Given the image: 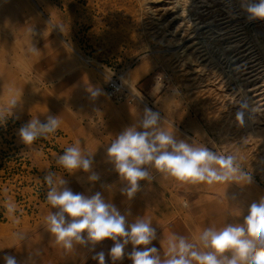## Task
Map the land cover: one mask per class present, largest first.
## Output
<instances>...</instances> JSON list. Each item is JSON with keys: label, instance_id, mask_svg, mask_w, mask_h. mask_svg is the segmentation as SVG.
<instances>
[{"label": "rangeland", "instance_id": "obj_1", "mask_svg": "<svg viewBox=\"0 0 264 264\" xmlns=\"http://www.w3.org/2000/svg\"><path fill=\"white\" fill-rule=\"evenodd\" d=\"M103 66L123 74L125 100L108 96ZM90 86L102 90L95 101ZM146 106L161 113L166 130L235 155L253 176L247 186L207 185L153 171L151 184H183L194 199L222 198L232 221L242 220L237 212L264 196V21L249 23L239 0H0V264L6 255L45 264L44 175L80 184L56 157L78 144L105 160L114 136ZM49 114L60 120L56 132L22 144L20 127ZM50 247L69 260L62 247Z\"/></svg>", "mask_w": 264, "mask_h": 264}, {"label": "clouds", "instance_id": "obj_2", "mask_svg": "<svg viewBox=\"0 0 264 264\" xmlns=\"http://www.w3.org/2000/svg\"><path fill=\"white\" fill-rule=\"evenodd\" d=\"M239 4L249 23L264 21V0H239ZM158 76L162 78L163 74ZM86 91L93 101L103 94L95 86ZM11 103L15 108L16 100ZM236 120L244 123L242 111H237ZM59 126L56 115H47L43 122L38 117L31 118L20 127L18 136L22 144L30 146L38 139H48ZM189 140L166 130L161 113L146 106L139 120L115 135L105 149L106 163L117 176L123 200L134 201L145 185L150 186L153 171L180 182L252 184L253 176L237 164L235 155L218 154ZM55 162L68 175L87 174L92 186L100 181L95 154H84L78 144L66 147ZM43 181L47 186L46 202L52 209L45 220L50 242L66 252L78 246L87 248L96 264H107L106 256L111 264L125 258L131 264H264V196L248 205L246 214L244 209L237 212L242 220L222 228L206 227L197 242L172 234L162 256L153 245L158 236L151 219L142 215L129 222V213H122L101 191L74 192L68 181L55 172H47ZM8 211L13 212L14 207L9 205ZM18 238L25 239L19 234ZM105 241L112 242L107 254L96 251ZM129 246L131 249L126 251ZM3 259L4 264H18L15 256Z\"/></svg>", "mask_w": 264, "mask_h": 264}, {"label": "crops", "instance_id": "obj_3", "mask_svg": "<svg viewBox=\"0 0 264 264\" xmlns=\"http://www.w3.org/2000/svg\"><path fill=\"white\" fill-rule=\"evenodd\" d=\"M91 154L90 152H86ZM95 171L100 176V181L94 186L87 180V174L78 172L80 184H68L74 192L101 191L105 198L113 201L122 213H129L128 220L131 222L137 216H145L151 219L153 226L157 227L158 239L153 245L160 249L163 256L167 248V240L172 234L182 235L193 242L203 229L209 226L222 228L226 223H235L231 219V212L227 202L222 198H192L191 195L181 191L183 184H151L145 185L134 201L129 202L120 196L121 187L117 176L112 172L111 166L104 159L95 156ZM52 211L48 207L47 215ZM48 234L47 260L45 264H96L91 258L92 254L87 248L78 246L69 251V260L60 261L55 250L50 247V234ZM111 241H105L99 245L96 251H104L107 254L111 247ZM131 246L126 250H130ZM66 253V251H65ZM107 264H111L106 256ZM118 264H131L125 258Z\"/></svg>", "mask_w": 264, "mask_h": 264}, {"label": "built area", "instance_id": "obj_4", "mask_svg": "<svg viewBox=\"0 0 264 264\" xmlns=\"http://www.w3.org/2000/svg\"><path fill=\"white\" fill-rule=\"evenodd\" d=\"M99 73L104 78V85L108 96L115 102L125 100L128 96V89L125 87L123 74L118 73L115 68L106 66L98 68Z\"/></svg>", "mask_w": 264, "mask_h": 264}, {"label": "bare ground", "instance_id": "obj_5", "mask_svg": "<svg viewBox=\"0 0 264 264\" xmlns=\"http://www.w3.org/2000/svg\"><path fill=\"white\" fill-rule=\"evenodd\" d=\"M82 75V73H80V72H76L75 73V76H78V77H80ZM127 83V82H126Z\"/></svg>", "mask_w": 264, "mask_h": 264}]
</instances>
